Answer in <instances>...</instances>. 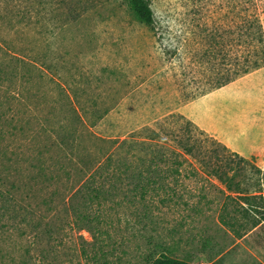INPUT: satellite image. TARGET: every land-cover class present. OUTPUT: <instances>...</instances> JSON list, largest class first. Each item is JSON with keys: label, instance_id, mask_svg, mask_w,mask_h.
<instances>
[{"label": "rangeland", "instance_id": "374dc122", "mask_svg": "<svg viewBox=\"0 0 264 264\" xmlns=\"http://www.w3.org/2000/svg\"><path fill=\"white\" fill-rule=\"evenodd\" d=\"M149 5L152 27L135 20L125 0H0V176L12 197L38 215L32 228L10 223L0 230V264H99L80 256L78 235L89 255L112 251L99 260L106 264H145L158 251L195 264H264V194L243 198L264 190V65L197 95L210 66L229 67L220 58L236 47L226 32L239 17L232 2ZM248 7L264 35V0ZM168 114L182 115L243 157L244 172L227 190L192 157L180 156V175L165 176L166 192L132 202L123 185L118 202L104 206L99 238L73 231L62 221L67 188L114 150L111 140H132L144 127L158 130ZM166 138L174 150L176 142ZM135 158L130 155L133 171ZM38 168L52 172L40 177ZM42 200L58 210L48 212ZM46 222L60 225V233L38 241Z\"/></svg>", "mask_w": 264, "mask_h": 264}, {"label": "trees", "instance_id": "16d2710c", "mask_svg": "<svg viewBox=\"0 0 264 264\" xmlns=\"http://www.w3.org/2000/svg\"><path fill=\"white\" fill-rule=\"evenodd\" d=\"M125 1L130 14L135 20L146 26L152 27L154 25L155 17L149 5V0ZM229 1L232 2V9L236 10L235 15L239 17L238 21H232L233 23L226 32L230 34L229 43H232L236 47L233 46L234 52L232 54L227 55V57L226 55L225 57L221 56L220 58L224 65H229L227 69L221 68L213 70V67H209L210 77L206 78L207 86L200 90V93L197 95H202L216 88H220L237 77L245 75L264 65V35L261 22L257 13L251 11L248 7L250 4L252 6L254 0ZM224 39L222 33L221 40L223 41ZM250 43L252 44L251 48H247L246 45ZM219 44L222 45L221 41L218 42V46ZM213 57L216 58V53ZM2 117L4 116L0 113V121ZM170 118H173L174 121H170ZM164 120V122H159L160 129L158 127V130L144 127L133 132L135 137L131 138L132 140H111L110 145H116L114 150L106 152L103 155V160H100L101 162L93 160L92 164L96 168L90 174H86L87 177L78 179L67 188L69 189L67 190V195L61 198V203H63L62 210L66 214L62 221L64 222L66 220L65 223H70V227L75 232L79 233L84 230L94 237V239L99 238L100 234L104 232L100 226L102 222L104 223L102 215L105 209L104 206L108 203L118 202L117 197L120 195V191L123 190L121 186L124 185V187H127V195L132 202H135L136 198L137 200H145L150 194L156 196L161 192H166L167 184L164 181L165 176L180 175L181 169L179 168L183 165L182 160L178 159L180 156L192 157V159L202 166L201 168L205 170L204 172L207 175L216 178L221 183H225L227 190H229L233 179L244 172L245 167H247L244 165L248 164L246 160L237 153L230 152L225 145L218 142L215 138L208 135L180 114H168L164 117ZM157 124L158 121H156ZM170 124L177 125L176 127H172ZM2 127L0 125V129ZM146 130L151 133V136L141 137L142 132ZM159 130L165 132L163 133L165 136L162 134L164 136V139L161 140L163 143L159 139ZM0 131L5 133L4 130ZM3 136V133H0V137ZM166 136L172 137L176 142L174 150H170V147L165 145L168 142ZM137 137L143 139H138ZM60 142L65 145L68 141L60 139ZM135 146H138L139 150ZM132 149L141 153V156L138 157ZM169 153L170 155H175V157H169ZM226 154L227 157H224ZM120 155H123V157ZM130 155H132V158L137 157L139 168L135 171L131 169L133 161L130 163ZM119 156L122 158H119ZM120 163H122L121 167ZM161 165H167L168 168L162 169L160 167ZM251 168L257 173L262 172L259 168L253 166ZM112 169H114V172L111 174L110 171ZM105 170L109 174L108 177H104ZM230 170L235 171H233L232 175L227 176ZM51 172L48 169L38 168V175L40 177L46 176ZM107 180L108 184L106 183ZM5 182V178L0 176V230L3 231L10 223L16 224L14 228L17 230H19L20 226L32 228L35 224L31 222L38 217V215L36 217V210L33 207L21 205L20 200L13 198ZM12 187L14 189V187H17V184L13 182L10 185V188ZM263 194L264 190H260L257 195L250 193L243 195V198L246 200L256 198V196L262 198ZM41 202L48 212L58 210L47 201L42 200ZM39 223L40 221L38 220V232H40ZM43 224L46 226V229L45 232L38 235V241L40 239L44 240V234L49 240L57 239L58 236L56 235L60 233V225L57 223V225L48 224L47 222ZM105 234L107 235L106 238L109 239L110 235L107 232ZM78 236L81 240L80 256L83 259H93L99 264L107 263L106 259H103L102 262H99V260L110 254L112 255V251H101V248H99L93 255H89L88 250L83 247L86 239L82 235ZM97 240L99 242V239ZM56 242H61V240L59 239ZM117 259L119 260L120 257H117ZM144 262L145 264H193L187 260L175 258L164 251L147 254L144 257Z\"/></svg>", "mask_w": 264, "mask_h": 264}, {"label": "crops", "instance_id": "0c3cea01", "mask_svg": "<svg viewBox=\"0 0 264 264\" xmlns=\"http://www.w3.org/2000/svg\"><path fill=\"white\" fill-rule=\"evenodd\" d=\"M218 256V259H216V261L217 260H219L221 257H219V255H217ZM190 262V261H189ZM191 263H193V264H195L194 262H191ZM214 263V260L211 262V263H208V264H213Z\"/></svg>", "mask_w": 264, "mask_h": 264}]
</instances>
